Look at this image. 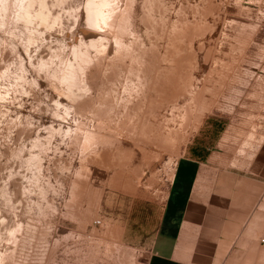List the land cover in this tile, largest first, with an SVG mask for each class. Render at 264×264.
Here are the masks:
<instances>
[{
	"label": "rangeland",
	"instance_id": "374dc122",
	"mask_svg": "<svg viewBox=\"0 0 264 264\" xmlns=\"http://www.w3.org/2000/svg\"><path fill=\"white\" fill-rule=\"evenodd\" d=\"M59 2L27 51L0 20V264H144L176 162L212 151L262 176L264 264V0H118L130 34ZM61 45L71 91L32 68Z\"/></svg>",
	"mask_w": 264,
	"mask_h": 264
},
{
	"label": "crops",
	"instance_id": "0c3cea01",
	"mask_svg": "<svg viewBox=\"0 0 264 264\" xmlns=\"http://www.w3.org/2000/svg\"><path fill=\"white\" fill-rule=\"evenodd\" d=\"M254 168L223 151L179 158L144 264H241L263 202Z\"/></svg>",
	"mask_w": 264,
	"mask_h": 264
},
{
	"label": "clouds",
	"instance_id": "9594fccd",
	"mask_svg": "<svg viewBox=\"0 0 264 264\" xmlns=\"http://www.w3.org/2000/svg\"><path fill=\"white\" fill-rule=\"evenodd\" d=\"M49 7L53 9H63L64 5L59 0H54L51 5L47 4L45 0H0V20H3L4 25L9 27L12 31L10 35L19 31L17 25H23V31L20 32L21 36H27V39L22 40L21 43L25 48L37 45L38 39L34 37L42 36V33L37 32V29L43 25L46 31L51 30L53 27H57L59 24L60 16L57 15L54 20L49 23ZM83 7L86 9L88 14L87 24L89 28H106L110 31H119L122 34L127 33V29L117 25L115 28L110 23L116 12H121L123 14V9H121L118 0H85ZM122 22L127 23L123 20ZM36 25V27H32ZM113 40L119 43L116 36ZM65 51L64 46L54 52L53 55L47 60H40L38 63L32 65L33 70L36 72L37 76L43 74L44 79L50 82V87L55 88L58 84L64 87L66 90L71 91L76 87V76L73 67V62L67 59H62L63 52ZM79 49H72V56L74 59H78ZM5 79L11 78L17 81L19 84L23 81L24 84H30L31 86L36 85V81H24V69L23 64L19 65L18 73H13L9 77V73L5 71L3 74ZM11 87H16L12 85ZM7 92V90H6ZM27 95V93H22ZM0 100H8L7 94L0 96ZM59 107V105H57Z\"/></svg>",
	"mask_w": 264,
	"mask_h": 264
}]
</instances>
